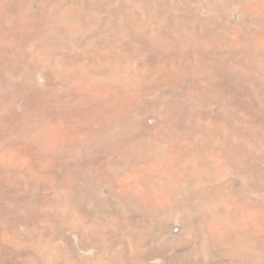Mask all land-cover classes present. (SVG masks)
<instances>
[{
	"label": "bare ground",
	"instance_id": "obj_1",
	"mask_svg": "<svg viewBox=\"0 0 264 264\" xmlns=\"http://www.w3.org/2000/svg\"><path fill=\"white\" fill-rule=\"evenodd\" d=\"M0 264H264V0H0Z\"/></svg>",
	"mask_w": 264,
	"mask_h": 264
}]
</instances>
